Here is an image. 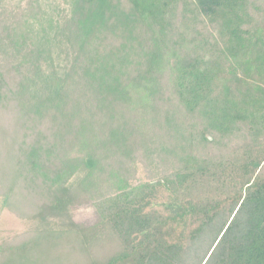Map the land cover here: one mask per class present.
<instances>
[{"label": "trees", "instance_id": "16d2710c", "mask_svg": "<svg viewBox=\"0 0 264 264\" xmlns=\"http://www.w3.org/2000/svg\"><path fill=\"white\" fill-rule=\"evenodd\" d=\"M0 197V264H264V0H0Z\"/></svg>", "mask_w": 264, "mask_h": 264}, {"label": "rangeland", "instance_id": "374dc122", "mask_svg": "<svg viewBox=\"0 0 264 264\" xmlns=\"http://www.w3.org/2000/svg\"><path fill=\"white\" fill-rule=\"evenodd\" d=\"M137 180H146L147 172L141 165L137 168ZM96 213L89 202H82L72 211V219L76 223H93ZM31 223L27 220L20 219L7 208H4L0 197V244L5 241L13 240L15 236L22 235L28 229Z\"/></svg>", "mask_w": 264, "mask_h": 264}]
</instances>
